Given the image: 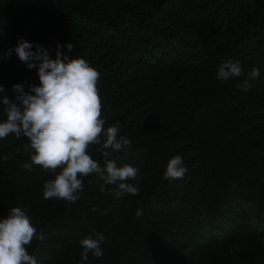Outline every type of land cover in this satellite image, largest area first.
Segmentation results:
<instances>
[{
    "label": "trees",
    "instance_id": "obj_1",
    "mask_svg": "<svg viewBox=\"0 0 264 264\" xmlns=\"http://www.w3.org/2000/svg\"><path fill=\"white\" fill-rule=\"evenodd\" d=\"M21 38L99 71L105 127L118 122L131 144L89 153L140 176L129 181L136 195L101 192L94 174L75 203L44 199L55 174L23 167L26 136L0 139V218L26 211L43 237L27 246L37 264H264V0H0V95L10 100L14 84L40 83L14 51ZM227 59L243 74L222 82ZM253 68L259 77L239 88ZM175 155L187 172L165 179ZM94 230L103 255L84 261L79 240Z\"/></svg>",
    "mask_w": 264,
    "mask_h": 264
},
{
    "label": "clouds",
    "instance_id": "obj_2",
    "mask_svg": "<svg viewBox=\"0 0 264 264\" xmlns=\"http://www.w3.org/2000/svg\"><path fill=\"white\" fill-rule=\"evenodd\" d=\"M66 47L72 52L71 43ZM32 49V42L21 38L14 51L29 69L37 68L40 83L29 85V91H24L22 84H14L15 100L0 95V106L6 115V119L0 120V139L10 135L26 136L28 142L24 149L31 162L23 167L31 171L35 165L55 174L54 179L43 185V198L75 203L83 189L82 177L94 174H99L103 181L99 185L101 192H111L116 198L138 194V184L129 182L140 179L136 167L130 164L117 166L108 153L103 152L102 168L89 153L92 145H98L96 151L101 152L103 149L120 151L131 144L126 136L119 135L118 122L105 127L98 87L99 71L86 59L63 53L59 44L55 58L40 44L36 45L35 51ZM11 53L12 49H9L6 56ZM242 74L240 62L227 59L219 64L216 78L223 82ZM259 75V69L253 68L238 87L246 91L252 86L250 81ZM3 93L5 88L0 85V94ZM186 172L182 157L175 155L167 162L164 178L183 179ZM141 214L137 210V215ZM42 239L26 211L11 207L8 215L0 218V264H37L27 246L33 240ZM104 240V234L95 230L82 236L79 240L82 260L86 261L89 253L102 257Z\"/></svg>",
    "mask_w": 264,
    "mask_h": 264
}]
</instances>
